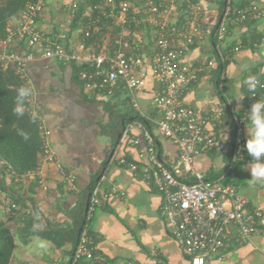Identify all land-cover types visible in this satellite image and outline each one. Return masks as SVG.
I'll use <instances>...</instances> for the list:
<instances>
[{
  "label": "built area",
  "instance_id": "built-area-1",
  "mask_svg": "<svg viewBox=\"0 0 264 264\" xmlns=\"http://www.w3.org/2000/svg\"><path fill=\"white\" fill-rule=\"evenodd\" d=\"M44 1L30 0L20 16L7 23L5 37L0 39V69L10 68L28 83L27 67L38 57L68 66L75 64L82 67L78 77L86 93L103 95L106 92L109 95L119 87L128 94L132 107L139 113L134 96L144 92L151 82L154 87L150 93V104L159 115L153 123L158 134L173 145V153L162 156L152 137L137 124L142 132L144 147L137 151L136 160L121 158L118 164L136 174L160 196L159 212L165 230L187 258L188 264H206L213 257L221 261V252L229 238L236 244H244L253 235L259 234L255 222L262 217V212H246L247 201L234 187L220 181L212 183L204 173L194 168V159L204 151L226 152L230 149L231 163L244 162V127L250 126L246 111L258 98L264 99V79L255 78L258 83L254 92L250 91L246 82L244 108L238 116L234 108L225 104L205 117L183 105L185 93L198 81L200 72L199 68L184 61V55L194 39L203 38V7L200 4H186L183 7V0H97L92 5L85 4L80 21L90 18L85 27L79 21L73 30L78 41L72 50L67 47L68 33L79 11L78 5L73 3L67 8V18L59 28L45 30L39 26ZM235 11L234 18H231V8L226 6L219 15L214 37L220 44L224 42L227 23L236 27L264 15V11L255 5ZM176 19H185L190 29L181 33L171 23ZM103 21H111L113 27L119 29L117 36L111 42L105 40L101 45L86 47L79 36L82 34L84 38H90L98 32V25ZM131 28L144 29L145 32L149 29L150 41H129L135 33L130 32ZM240 49L239 44L230 53L218 51L216 59L204 63L205 69L215 70ZM223 79L222 74L220 87ZM29 103L33 109L32 95ZM228 113L232 117L230 142L208 130L210 123L221 125ZM32 114L35 115L33 111ZM132 125L135 124L126 127L121 140L128 141L131 148H136L139 141L130 136ZM39 131L44 150L36 176L44 163H55L64 185L73 189L74 177L56 163L48 146L50 131L41 121ZM138 164L141 165L139 168ZM226 173L227 169L224 176ZM35 174H28L24 178H33ZM38 184V188L42 189L41 180ZM112 193H116V190L112 189ZM105 198V195H99L95 187L87 214L90 216L94 209L100 208ZM9 210L6 209L7 212ZM70 264L110 262L97 253L93 237L84 228L79 233Z\"/></svg>",
  "mask_w": 264,
  "mask_h": 264
},
{
  "label": "crops",
  "instance_id": "crops-1",
  "mask_svg": "<svg viewBox=\"0 0 264 264\" xmlns=\"http://www.w3.org/2000/svg\"><path fill=\"white\" fill-rule=\"evenodd\" d=\"M86 1L45 0L39 26L45 30L59 28L67 18V8L74 3L80 9ZM204 1H211L212 4L207 5ZM212 1L183 0V7L186 4H200L204 13L201 19L203 38L194 39L184 55L186 63L200 69L199 79L185 93L182 103L204 117L213 114L224 104L234 108L235 115H239L244 108L246 82L253 77L264 79V15L234 27L220 44L221 48L214 49L211 36L219 21V11ZM229 1L234 8L255 5L264 11V0ZM171 23L181 33L190 29L185 19H176ZM68 36L67 47L74 50L77 34L70 30ZM131 38L147 43L151 35L147 31H139ZM239 44L242 48L232 53L224 69L221 91L225 102H222L211 85V71L205 69L204 63L213 58L215 50L224 51ZM26 74L34 106L32 111L50 131L49 149L56 163L74 177L73 189H69L64 185L55 163L41 166L37 177L42 181L43 188H37L33 195L41 224L34 229L42 230L45 222L51 228L68 223L66 213L74 207L78 194L95 178L99 195L106 196L101 207L88 215V226L97 253L106 257L110 264H188L187 258L165 230L159 212L160 196L136 174L118 164L121 158L137 159V151L144 147L141 130L135 125L130 129V136L139 141L136 148L125 146V140L112 147L110 139L100 134L102 126L109 119L104 104L111 102L115 109L120 110L118 106L126 104L128 94L118 87L109 95H94L95 101L89 102L82 97V92L89 97L91 94L84 90L81 92L80 87L73 82L70 66L39 57L28 65ZM153 87L149 82L147 92L138 95L150 98ZM149 105L150 101L144 112L138 108L140 113L146 116ZM231 124L232 117L228 113L221 125L210 123L208 130L224 140L227 136L225 141L230 142ZM248 127H244V139ZM155 133L161 137L157 131ZM164 140L168 145L165 144L163 149V144L158 140L157 149L162 156L167 157L173 153V145ZM225 153L199 155L207 158L208 163L202 173L211 169L221 171L226 165ZM246 164L230 162L225 180L247 201L246 212H262V217L255 222L260 232L244 244H236L229 238L221 252L222 260L217 261L213 257L206 264H264V181L251 179ZM25 180L32 181L33 178ZM112 189L116 193H112ZM17 219L18 216H3L8 228L15 233L22 228ZM22 235L15 239L9 264H69L72 250L70 242L56 247L38 236Z\"/></svg>",
  "mask_w": 264,
  "mask_h": 264
},
{
  "label": "trees",
  "instance_id": "trees-1",
  "mask_svg": "<svg viewBox=\"0 0 264 264\" xmlns=\"http://www.w3.org/2000/svg\"><path fill=\"white\" fill-rule=\"evenodd\" d=\"M29 1L30 0H0V39L5 37L7 23L19 17ZM95 2H97V0H87L85 4L92 5ZM212 2L217 6L219 15H221L226 6H229L231 8V18H234L236 13L235 10L242 9L234 8L230 1L227 4V0H213ZM83 8L84 7L79 9L73 19L70 28L71 31L77 28ZM94 16L95 15H91V17ZM89 18L90 17H86L82 22L80 21L84 27ZM98 27V32L90 38H84L82 34L79 36L80 39L82 38L84 40L86 47L92 44L101 45L105 40L111 42L119 32L118 28L113 27L111 21H103ZM233 28L234 27L230 25V23H227L225 37L231 33ZM215 30L216 27L211 36L214 49L220 47V43L214 37ZM139 31L145 30L140 28L130 29L131 33ZM146 31L150 32L149 29ZM128 40L131 41L133 39L130 37ZM236 46L227 48L222 52L230 53ZM217 50H215L212 59L217 58ZM227 63L228 61L223 65H218L215 70H211L210 72L211 85L222 102L225 101L222 98L220 76L224 73ZM70 68L72 70V80L80 87L82 92V83L79 81L78 77V73L82 67L71 64ZM21 88L27 89L29 94L25 97H20L19 90ZM30 95L31 89L29 84L25 80L20 79L14 70L10 68L5 70L0 69V264H9L15 239L17 236H23L22 234L30 236L35 235L42 239H46L56 247L70 242L72 244V250L71 253H69L70 257L77 245L79 229L87 228L89 235L92 237L88 226V214L85 210L89 205L94 188L98 186L95 178L78 194L74 207L66 213V217L69 220L68 223L58 225L56 228H51L50 225L45 222V227L42 230L34 229V227L41 224L40 220L37 218L38 211L34 203L33 195H35L39 187V178L35 173L41 164L44 145L39 131L40 120L36 115L32 114L31 105L29 103ZM103 95H107L106 92H104ZM82 97L89 102L95 101L94 94H91L89 97L82 92ZM127 102L130 103V98H127L126 104ZM104 106L106 108L105 111L109 115V119L108 122L102 126L100 134L110 139L112 147L120 143L124 130L131 124H135V126L137 124L141 125L144 131L152 137L155 147H157L158 137L155 133L156 126L153 122L159 115L151 104L148 106L146 116L144 117H142L132 105H130L129 108L127 106V110L124 111L115 109L111 102L105 103ZM229 140H232L231 134ZM127 145L129 146L128 141L125 143V146ZM212 152L216 151H204L202 154L210 155ZM125 159L131 160L129 157ZM250 159L251 157L245 152L244 162ZM224 161L226 165L221 171L215 172L211 169L204 173L206 179L212 183L220 181L219 183L228 185L225 180L226 176H224V172L231 162L230 149L226 151ZM140 166L141 165L138 164V168ZM28 174H35L32 181L25 180L24 177ZM27 182H29V184H26ZM11 206H14V208H11ZM7 208H10L8 212L6 211ZM4 215L12 218L19 217L16 221L17 223L21 222L22 228L16 231L18 233L8 228L6 221L3 220Z\"/></svg>",
  "mask_w": 264,
  "mask_h": 264
},
{
  "label": "clouds",
  "instance_id": "clouds-1",
  "mask_svg": "<svg viewBox=\"0 0 264 264\" xmlns=\"http://www.w3.org/2000/svg\"><path fill=\"white\" fill-rule=\"evenodd\" d=\"M247 83L250 86V91L254 92L257 80L253 77ZM28 94L27 89L19 90L20 97H25ZM246 112L250 126L246 130L243 149L251 159L245 168L250 172L251 179L264 181V99L258 98ZM225 140H227V136Z\"/></svg>",
  "mask_w": 264,
  "mask_h": 264
},
{
  "label": "rangeland",
  "instance_id": "rangeland-1",
  "mask_svg": "<svg viewBox=\"0 0 264 264\" xmlns=\"http://www.w3.org/2000/svg\"><path fill=\"white\" fill-rule=\"evenodd\" d=\"M204 3L207 4V5L212 4L211 1L210 2H205L204 1ZM144 92L146 93L147 92V89ZM134 98H135V101L137 103L138 108L142 112L146 111V106L148 105V103L150 101L149 96L143 97V95L135 94ZM130 105H131V101H130V103L127 102L128 108H129ZM127 106L120 104L118 106V108L120 110H123L124 111V110H127ZM158 140L163 144V149H164L165 144L168 145V143L163 138L158 137ZM207 164H208L207 163V158H205L204 156H198V157H196L194 159V166L197 167L201 172L205 170Z\"/></svg>",
  "mask_w": 264,
  "mask_h": 264
},
{
  "label": "water",
  "instance_id": "water-1",
  "mask_svg": "<svg viewBox=\"0 0 264 264\" xmlns=\"http://www.w3.org/2000/svg\"><path fill=\"white\" fill-rule=\"evenodd\" d=\"M87 211V207H86V210H85V212ZM80 231H81V229H79V233H80ZM79 233H78V236H79Z\"/></svg>",
  "mask_w": 264,
  "mask_h": 264
}]
</instances>
